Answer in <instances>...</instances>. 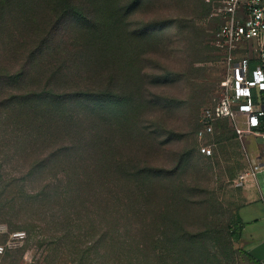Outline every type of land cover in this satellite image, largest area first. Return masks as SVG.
<instances>
[{
	"label": "trees",
	"instance_id": "1",
	"mask_svg": "<svg viewBox=\"0 0 264 264\" xmlns=\"http://www.w3.org/2000/svg\"><path fill=\"white\" fill-rule=\"evenodd\" d=\"M144 2L0 0V52L11 51L21 61L17 68L0 73L4 127L0 132L6 142L13 140L8 144L22 163L29 149V186L34 183L36 187L35 182L46 175L45 184L32 196L27 193L34 188L28 192L23 178L0 184V203L6 205L11 196L13 202L21 200V209L36 211L38 205L50 201V209L58 207L66 224H71L77 212L92 209V218L104 233L100 242H106L111 226L96 218H107L115 211V230L124 224L126 237L135 243L128 251V264H209L203 232H191L183 213L190 207L184 188L174 203L169 184L165 187L169 201H160L159 184L162 179L169 182L174 169L158 168L139 156L150 141L157 144L156 131L147 119L168 111L166 102L177 108L182 101L163 94V89L174 86V72H165L162 65L168 45L155 41L156 31L130 26ZM183 22L178 20V34L186 30L189 34L179 39L193 41V48L188 46L192 66L199 61L200 31ZM197 77L190 72L187 89L196 87ZM214 90L217 94V85ZM222 121L231 122H216L212 136L203 140L196 137L198 122V149L214 145L213 155L207 158L215 155L222 140ZM163 125L153 126L161 129ZM8 130L11 139H6ZM228 234L239 243L236 212ZM3 236L4 243L7 236ZM108 239L110 244L112 239ZM242 253L259 264L244 249Z\"/></svg>",
	"mask_w": 264,
	"mask_h": 264
},
{
	"label": "rangeland",
	"instance_id": "2",
	"mask_svg": "<svg viewBox=\"0 0 264 264\" xmlns=\"http://www.w3.org/2000/svg\"><path fill=\"white\" fill-rule=\"evenodd\" d=\"M217 5V0H145L142 10L137 12L134 22L130 23V26L140 30L156 31L155 41L168 45L162 65L165 66V72H174V86L163 89V94L182 100L178 101L180 106L177 108L166 102V106H170L168 111H156L154 119H147L148 126L156 131L154 137L157 144L150 141L147 151H140L139 156L143 159L144 155L147 161L158 168L174 169L171 172L173 178L169 182L160 179V201H169L170 198L165 200L169 194V184L174 190V203L183 196L184 188L190 207L183 213L189 220L191 232H203L209 264H218L215 258L219 264H253L242 253L240 244L233 242L228 234V225L240 204V187L234 185V180L246 165L242 149L232 138L227 142L219 140L215 155L207 158L201 154L199 142L195 138L201 111L216 98L214 88L222 75L217 54L211 45L213 33L219 26L218 19L213 15ZM182 19L186 21L184 24H192L196 31H200L198 39L202 47L197 49L199 61L192 66L189 65L191 57L188 56V46L192 44L193 48V41L188 43L179 39L189 34L188 30L182 35L178 34L177 23ZM190 51L189 54H192ZM10 52L6 51V55L0 52V73H8L7 70L21 64L20 59ZM190 72L199 77L193 89H187L185 85ZM157 122L164 124L161 129L154 127ZM2 123L0 115V131L4 128ZM6 133V139H11L10 131ZM4 139L5 135L0 132V184L23 178L26 180L23 185L28 192L34 188L27 193L32 196L38 187L45 184L46 175L35 182L36 187L34 183L30 184L32 187L29 186V149L23 154L25 163H22L10 146L13 140L6 142ZM10 197L6 205L0 203V226L6 232H25L26 240L21 248L1 256L0 264H128V251L135 243L126 237L124 224L115 230L118 221L115 211L107 218H96L101 224L110 222L111 231L105 233L112 239L108 244V237H105L106 242H100L104 233L93 220L92 209L77 212L71 216V224H66L57 211L58 207L50 209V201L38 205L36 211H27L18 207L20 199L13 202ZM114 239H117L116 243ZM3 241L4 236H1L0 244Z\"/></svg>",
	"mask_w": 264,
	"mask_h": 264
},
{
	"label": "built area",
	"instance_id": "3",
	"mask_svg": "<svg viewBox=\"0 0 264 264\" xmlns=\"http://www.w3.org/2000/svg\"><path fill=\"white\" fill-rule=\"evenodd\" d=\"M213 15L219 26L211 45L221 66L218 92L213 102L199 116L198 140L212 136L214 124L230 120L239 142L247 135L264 137V0H217ZM212 143L200 146L205 157L213 155ZM260 167L252 165L241 173L234 185L241 187ZM6 240L0 244V256L7 250L21 248L26 240L23 231L6 232L0 226V235Z\"/></svg>",
	"mask_w": 264,
	"mask_h": 264
},
{
	"label": "crops",
	"instance_id": "4",
	"mask_svg": "<svg viewBox=\"0 0 264 264\" xmlns=\"http://www.w3.org/2000/svg\"><path fill=\"white\" fill-rule=\"evenodd\" d=\"M230 123L222 121L219 133L223 142L232 138L241 147L244 161H246L241 173L248 172L255 164L260 167L253 176L247 177L240 187V204L236 209V217L241 228L239 244L254 260L264 264V137L247 135L239 142L234 137L232 123ZM13 251L15 250H7L4 254Z\"/></svg>",
	"mask_w": 264,
	"mask_h": 264
}]
</instances>
